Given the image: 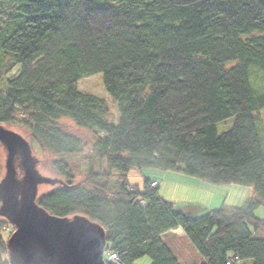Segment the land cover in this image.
<instances>
[{"label": "trees", "instance_id": "obj_1", "mask_svg": "<svg viewBox=\"0 0 264 264\" xmlns=\"http://www.w3.org/2000/svg\"><path fill=\"white\" fill-rule=\"evenodd\" d=\"M251 67L264 73V0H0V125L28 134L64 182L36 203L99 224L105 253L122 264H179L161 239L176 229L196 264H264V219L254 216L264 206V93L251 87ZM96 75L117 106L115 124L103 100L78 90ZM61 119L96 134L104 168L74 180L64 159L82 148L57 128ZM142 169L252 194L240 208L191 219L148 183L143 193L128 183ZM7 229L0 219V264H9Z\"/></svg>", "mask_w": 264, "mask_h": 264}, {"label": "water", "instance_id": "obj_2", "mask_svg": "<svg viewBox=\"0 0 264 264\" xmlns=\"http://www.w3.org/2000/svg\"><path fill=\"white\" fill-rule=\"evenodd\" d=\"M0 145V219L13 228L6 241L8 263L105 264V231L99 224L79 214L53 216L37 205L40 188L64 182L41 174L29 141L0 125Z\"/></svg>", "mask_w": 264, "mask_h": 264}, {"label": "rangeland", "instance_id": "obj_3", "mask_svg": "<svg viewBox=\"0 0 264 264\" xmlns=\"http://www.w3.org/2000/svg\"><path fill=\"white\" fill-rule=\"evenodd\" d=\"M258 72V73H257ZM264 73L256 67H251L249 69V81L251 87L256 94L264 93ZM78 90L83 94L92 95L100 100H103L109 108V122L115 124L118 118V111L116 104L111 100L108 94L105 92L101 76L96 75L89 78H84L78 83ZM259 130L260 144L264 150V134L262 130L264 129V109L259 111ZM57 128L61 130L64 134L74 137L80 142L82 152L76 156H70L64 159V162L68 165L74 180H79L86 174L90 169L97 171L99 168H104V165L95 157L92 153L93 145L97 141V136L94 133L78 129L75 127L70 119H61L57 123ZM233 126V119L230 118L224 122L218 123L216 125L217 135H221L224 132L230 130ZM14 132H18L27 140L26 133L16 131L12 128L7 127ZM29 141V139L27 140ZM33 154L40 161V171L48 177L55 176L51 173L50 162L52 159L49 154L44 152L39 153L33 148ZM3 174V149L0 145V178ZM165 172H161L155 169H142V170H130L127 173V181L131 186L138 188L140 193H143L145 184L148 182H156L157 184H162L163 175ZM56 177V176H55ZM169 181V180H167ZM49 188H40L39 193L47 192ZM158 190V189H157ZM158 193V191H157ZM164 200L167 203L177 204L183 202V204H199L201 206H209L213 210L219 209L221 206L240 208L246 198L252 194L250 188L238 185H225V186H214L210 184L203 183L201 181H196L195 183H190L187 181H174L172 184L167 186L164 191ZM159 197L161 195L158 194ZM255 218L259 220L264 219V206H259L254 212ZM12 232V231H11ZM9 229L3 233V237L9 238ZM177 244L180 245L177 252V257L182 264H190L191 261L197 258L198 255L193 253V247L184 237L182 239H175ZM194 250V249H193ZM136 264H150L148 259H143L138 261Z\"/></svg>", "mask_w": 264, "mask_h": 264}, {"label": "crops", "instance_id": "obj_4", "mask_svg": "<svg viewBox=\"0 0 264 264\" xmlns=\"http://www.w3.org/2000/svg\"><path fill=\"white\" fill-rule=\"evenodd\" d=\"M176 180L180 182L187 181L190 183H195L196 181H199L195 178L186 177L179 173L165 172V174L163 175L162 184H159V188L157 190L158 191L157 194L161 195L160 198L162 200H164V193H163L164 189ZM171 204L174 205L173 212L175 214H182L191 219L201 218L207 215L208 213H210L211 211H214L209 206H201L199 204L186 205V204H183V202H179L177 204H174V203H171ZM183 237H184L183 232L180 229L169 231L161 236V239L165 242L168 248L173 252L179 264H182V263L180 262L179 257H177V252L175 251V247L179 250L180 245L177 244L175 239H182ZM192 251L193 253H196L195 250L192 249ZM198 260H199V257L197 256V258L195 257V259L191 261L190 264H196Z\"/></svg>", "mask_w": 264, "mask_h": 264}, {"label": "built area", "instance_id": "obj_5", "mask_svg": "<svg viewBox=\"0 0 264 264\" xmlns=\"http://www.w3.org/2000/svg\"><path fill=\"white\" fill-rule=\"evenodd\" d=\"M150 187L151 188H156L157 184L156 183H151ZM108 261L111 264H122L121 257L118 254L114 253V252H111L108 255Z\"/></svg>", "mask_w": 264, "mask_h": 264}]
</instances>
